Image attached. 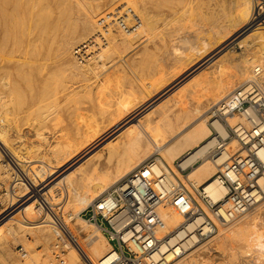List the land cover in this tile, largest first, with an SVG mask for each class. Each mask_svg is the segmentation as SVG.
<instances>
[{"label": "bare ground", "instance_id": "6f19581e", "mask_svg": "<svg viewBox=\"0 0 264 264\" xmlns=\"http://www.w3.org/2000/svg\"><path fill=\"white\" fill-rule=\"evenodd\" d=\"M142 1L0 0V150L3 146L6 154L12 156L21 175L13 178L17 182L7 197L10 200L9 217L0 224V233L6 225V235L18 236L28 245L30 241L46 245L44 250L33 253L36 263L28 258L16 264L52 263L53 253L49 245L53 247L51 238L53 234L55 236L56 228L51 223V213L45 211L38 219L37 214L42 211L37 205L38 212L37 201L55 208L64 203L60 205V211L64 220L67 218V229L76 241L65 253L64 263L98 264L111 250L112 244L98 225L76 213L77 206L93 203L154 154L160 155L161 168L166 169L175 183L179 179L192 181L194 178L196 181L193 182L207 185L214 199L227 194L216 173L222 163L240 151L241 146L236 138H232L227 141V151L221 156L208 155L220 141L217 135H213L211 113L249 82L264 89V10H257L252 0H233L239 11L237 19H226L222 24L218 21L219 25L211 28L208 36L201 38L199 43L189 44L188 48L172 44L169 56L173 55L174 61L171 64H168L169 59L165 62L162 72L165 75L158 77L156 85L151 83L143 89L133 77L143 72L141 60L133 62L131 70L120 69L121 63L117 67L114 65L117 61L115 55L118 53L120 57L119 54L128 53L141 29L150 26L151 21L148 23L146 18L149 15L146 12L147 16L144 15L141 7ZM134 16L140 22L136 28ZM248 21L255 28L248 30ZM182 38L186 42L191 40ZM235 41L245 48L239 59L225 50L226 45ZM167 68L171 70L167 71ZM121 80L129 82L133 91L131 96H137L120 99L117 111L94 123L92 136L83 144L79 145L81 135L77 133L65 142L63 139L58 144L52 140L48 142L59 131L60 112L64 106L74 102L77 96L87 98L94 91L111 90L114 83L118 81L120 84ZM99 83L101 87L97 86ZM67 89L76 93L70 96ZM65 93L69 97H65ZM148 106V110L138 115ZM259 118L257 109L249 106L243 112L229 114L227 121L231 125L242 122L253 126ZM213 124L222 137H227L225 123L214 120ZM52 126L57 127H53L54 132ZM102 138H106L101 144L106 152L95 157L88 154ZM28 142H36L30 144V150L33 147L35 150L45 149L46 155L45 159L42 155L36 160L32 158L40 162L33 163V169L25 171L17 148L28 146ZM124 145L128 158L120 159L113 166H98L101 155L113 157ZM176 159L181 166L175 164ZM188 166V172L183 173ZM5 174L8 178L9 172ZM184 200L178 203L182 208L173 199L158 207L164 224L156 227V235L162 239L167 264L202 261L204 252L228 241L238 248L236 250L249 253L264 246V199L242 213H235L227 222L220 221L201 201L204 214H191L192 206L189 203L184 205ZM3 211L0 210V218ZM209 217L215 229L209 225ZM199 230L207 234L210 230L213 232L205 240L206 245ZM75 232L86 234L89 244L81 241ZM1 236L2 252L7 241Z\"/></svg>", "mask_w": 264, "mask_h": 264}, {"label": "built area", "instance_id": "2783aa9c", "mask_svg": "<svg viewBox=\"0 0 264 264\" xmlns=\"http://www.w3.org/2000/svg\"><path fill=\"white\" fill-rule=\"evenodd\" d=\"M135 28L140 25L134 16ZM122 22V21H121ZM137 22V23H136ZM126 27L124 22L121 23ZM133 24V25H134ZM78 55V53H77ZM82 60V59H81ZM259 73L260 69H256ZM253 106L260 115L259 122L247 126L242 122L231 125L227 116L233 112H243ZM226 124L227 137H222L213 121ZM213 135L219 138L209 151L210 157H219L227 151V141L236 138L241 146L239 152L221 164L216 173L217 179L226 187L223 198L214 199L207 185L188 181L189 186L178 180L175 183L165 168H161L160 155L154 154L143 161L132 173L109 188L81 214L95 223L112 244L111 250L98 264H167L162 251V239L156 235V227L164 224L158 213V207L169 199L177 204L184 200L192 206L191 214H204L201 202L214 211L216 217L227 222L235 213H242L259 204L264 199V89L255 82L239 87L230 98L219 104L211 113ZM194 162L193 164H195ZM177 166H181L176 159ZM189 166L182 171L185 173ZM180 207L181 205L178 204ZM41 211L52 215V224L56 228L53 253L58 264H64V256L69 247L76 243L69 231L63 215L51 204L39 202ZM182 208V207H181ZM209 225L215 229L211 217ZM202 241L209 239L212 230L202 231ZM201 241V242H202ZM19 251L27 256L21 245ZM95 264V263H90Z\"/></svg>", "mask_w": 264, "mask_h": 264}, {"label": "rangeland", "instance_id": "374dc122", "mask_svg": "<svg viewBox=\"0 0 264 264\" xmlns=\"http://www.w3.org/2000/svg\"><path fill=\"white\" fill-rule=\"evenodd\" d=\"M143 1H142L143 3H141V7H143L142 9H144V13L146 12L149 15V16H147L146 13L144 14L147 16L146 18L149 21L148 23H150V21H151L150 26H147L146 29L145 28L143 30L141 29L139 35L133 39L134 40L133 45H132L133 48H131V50L128 51V53L119 54V56L121 58L118 57V53L115 55V57H116L115 60H117V61H116V64H114L117 67L121 63V65L119 66L120 69L130 70L132 68L133 62H135L137 60H141L142 61L141 64H143L142 65V67H143L142 71L143 72L142 73L141 72L136 73V74L139 76V78H141L143 83L138 82L139 79L137 76H133V77L138 79V80H136V79L135 80H136V82L139 83V86L142 87L143 89H147L144 87V85H147V83L152 81V79H154L155 77L165 75L162 73L164 71V69L161 70L160 65L164 64V68H165L166 67L165 62L168 59H169L168 64H171L174 61V59H173L174 56L173 55L169 56V53H170L169 49H172V44L177 43L179 46L181 45L183 48H188L189 44L199 43V41L201 42V38L208 36L207 33L212 31L211 28L215 27V25H219L218 21H220V24H222V23H224L223 22L224 20L234 19V18L237 19L236 17L239 15V11L236 8L233 0H143ZM252 1L254 3V6H256L255 8L257 10H259V11L264 10V0H252ZM145 5H146V7L144 8ZM252 8H253V4H252ZM251 16H252V11H251ZM251 16H250V19H251ZM148 17L151 18V20ZM175 19L177 20V22L175 21ZM173 21H175L176 23ZM249 21L247 22L248 24H246V28L248 30L255 28L254 26L249 25ZM169 23H170V25H169ZM166 25H168V27ZM153 28H155V29H153ZM152 30H153V32H152ZM148 32H150V33L148 34ZM143 34H145V35H143ZM182 37H186V39H189V40L191 39V40L189 42H186V40ZM141 38H143V39L140 40ZM183 40H185V41H183ZM244 49L245 48L242 47L241 44L237 41L231 42L225 46V50L230 52L231 55L235 59H239L241 57V55L244 54V51H245ZM122 55H124V57ZM133 57H135V59ZM117 58L118 59L120 58V59L118 60ZM113 68H114V66H113ZM168 68H167V71H170L171 69H168ZM209 68L212 69L213 67H209ZM214 69H216V68H214ZM187 77L180 80L179 82L181 83ZM101 80L102 79L100 78L99 82ZM144 82H145V84H144ZM157 82H158V80H157ZM100 83L97 86L101 87L102 84H100ZM174 86L175 85H173V87ZM115 88L118 90V92L116 91V94L112 95L113 96L112 97L111 91H112V89L114 90ZM126 88H129V86ZM126 88L122 90L121 84H118V85L115 84L112 86L111 90L101 89L98 92L94 91L92 93H89L87 95V98H86V96L85 97L81 96L83 98V100L79 96L82 101L77 96V98L73 100L74 102L70 101L66 106H64V108L61 109L62 111L60 112L61 117H60L59 131L56 135L54 134L55 136L53 135L48 142H50L52 140L51 142H53V143L56 142L58 144L60 139H63L65 142L66 139L69 138V136L75 137V135L77 133V135H81V137L79 138V141H78V143H80L79 145L83 144L87 138H90L92 136L91 126L94 123L100 121L104 115H111L112 113L117 111L118 101L120 99L124 98L125 96H127L128 98H130V97L132 98V97L137 96V94H135V95L133 94L131 96L133 91L130 88L128 90H126ZM67 91H66V93H69L70 96L74 95V93H76V92H73L72 89H67ZM66 93H65V97H69V96H66V95H69ZM103 93H104V96H103ZM77 99H79V100H77ZM76 101L78 104L76 103ZM79 101H81V102H79ZM152 103H155V102L152 101ZM69 104H71V105H69ZM76 104H77V106H76ZM149 108H150V106H148L146 108H142L140 110V112L138 113V115L141 112H145ZM53 127L54 126H52V128H51L52 131H53ZM54 128H57V127H54ZM87 129H89V131L86 132ZM117 136L118 135H115V137H117ZM108 138L109 137H107V139ZM103 141H106V138H102L100 141H98L93 146V148L88 151V154H90V155L93 154L92 156L95 157L99 153H101V154L105 153L106 152L105 148H102V146H101ZM28 143H29L28 146L26 144L25 147H23L25 145V144H23L22 149L19 147L17 148V154L22 159V161H21L22 164L24 163L23 167H24L25 171L32 170L34 167V164L40 162V161H34V159L36 160L41 155H42V158L45 159V155H46L45 149L35 150V147H33L32 148L33 151L30 150L31 149L30 146L32 144H36V142H34V143L28 142ZM14 145H16V144L14 143ZM17 145H18V143H17ZM2 147L3 146H1V150H0V164H2V165H0V172H2L0 174V210L2 211V209H3V210H5V212L3 211L4 213L1 214L0 224L4 223L3 220L6 221L7 218L9 217L8 214L10 211L7 210V208L10 205V203H9L10 200H8L7 197L12 193L14 183L17 182L15 179L13 180V178H16L17 176L21 177L19 172H17V170H16V163H15L14 159L12 158V156L11 157L8 156L6 154L5 149H3ZM125 147L126 146L124 145L123 149L121 151H119L118 153H115L113 155V157H109L107 155L104 157L103 155H101V159H100L101 163L98 164V166H101V167L113 166V165L117 164L120 159L128 158V156H127L128 154L126 152ZM5 148L7 149L6 146H5ZM43 150H45V152ZM7 151H8V149H7ZM25 151L27 154L25 153ZM94 152H96V153L94 154ZM30 153H31V156H30ZM25 156H26V158H25ZM22 157H24L26 159V161ZM32 158H34V159H32ZM27 159L29 161H27ZM201 160H202V158H201ZM201 160H199L197 163H199ZM29 162H31V166H30ZM175 162H176V160H175ZM77 167H78V165H77ZM5 170H6V172H9L8 178L5 177L6 176ZM186 172H188V171H186ZM179 180L180 181L182 180L183 183H185V184H187V186H189L188 181H186V179H179ZM192 181H196V179L193 178ZM16 188H18V190L21 189V188H19L18 185L16 186ZM39 202H41V201L36 202V206L39 205ZM63 204L64 203L62 202V204H60V205H63ZM60 205L59 204L56 205L59 208H55V209H57V211L61 215L62 211H60ZM86 206L87 205H83V204L77 206L76 213L78 215L83 216L81 214V212L83 211L84 213H86V208H87ZM37 210H38V206H37ZM16 211H18V209ZM38 212H39V210H38ZM43 214H44V211H42L41 214L39 212L37 214V215H39V216H37L38 219L41 218L43 216ZM66 219L67 218H65V220ZM92 227H93V225H91V229H92ZM6 228H7L6 225H4L3 231L0 233V236L2 235L1 236L2 238L7 233L8 229L6 230ZM74 234L78 235L79 238L81 239V241H83L85 243L89 242L88 238H85L86 234H83V233L78 234L76 232ZM52 236L53 237L51 238V242L54 243L55 236H54V234ZM5 239L7 241V247L2 252L0 249V264H9V263L10 264H16L17 262H20V261L22 263V262H25L26 260H28V258H29V260H32L36 263V261L33 260V258H32V255H34L33 253L34 252L38 253V251L40 252V251L44 250V248L46 247V245L43 242H39V241L38 242H36V241L31 242L30 241L29 242L30 244L28 245L24 241L20 240L18 236L15 237V235H13V234L6 235L4 237L3 241H5ZM206 241H204V242H206ZM263 241H264V237H263ZM206 244H207V242L204 245H206ZM21 245L27 251V256H25V257H23L21 252L19 251V246H21ZM70 247H72V245ZM49 248H50V250H52V253H53L52 244L49 245ZM236 249H238V248L237 247L235 248V245L231 244L230 241H228L226 243H222V244L220 243V244H217L216 246H213L211 248V251H206V252H204L205 254L203 253V255H205V259H203L202 261L192 262L191 264H248V262L250 264H259V263L264 264V246L257 248V251H255L253 253L252 252L249 253L247 250L242 251V249H239L240 251H238ZM246 251H247V253H246ZM261 252H263V253H261ZM260 253H261V255H260ZM255 255H256V257L259 258L258 261L256 260ZM52 256H53L52 257L53 260H52L51 264H58V262L54 256V253L52 254ZM30 257H31V259H30ZM186 260H188V257L186 258ZM34 262H33V264H35ZM37 263L42 264L41 262H38V261H37Z\"/></svg>", "mask_w": 264, "mask_h": 264}, {"label": "crops", "instance_id": "0c3cea01", "mask_svg": "<svg viewBox=\"0 0 264 264\" xmlns=\"http://www.w3.org/2000/svg\"><path fill=\"white\" fill-rule=\"evenodd\" d=\"M133 58L135 59V57H133ZM134 59H133V60H134ZM160 66H161V70H163V69H164V64H161ZM130 70H131V69H130ZM133 73H134V72H133ZM134 76H137V77H138L139 80H138L137 78H135L136 80H138V82H142V83H143V81L141 80V78H139V76H138L137 74H134ZM157 79H158V77H155L154 79H152V81L148 82L147 85H150L151 83H153V84L156 85ZM117 82H118V81H116V83H114V84L117 85V84L120 82V80H119L118 83H117ZM127 83H128V84H127ZM120 84H121V86H122V90L125 89L126 87L130 86V85H129V82L122 81V80H121V83H120ZM144 84H145V82H144ZM147 85H144V87L147 88ZM150 86H151V85H150ZM148 87H149V86H148ZM128 89H129V88H126V90H128ZM116 91L118 92V90H117L116 88H115L114 90L112 89V91H111V96H112V95H115V94H116ZM120 91H121V90H120ZM103 96H104V93H103ZM112 97H113V96H112Z\"/></svg>", "mask_w": 264, "mask_h": 264}]
</instances>
